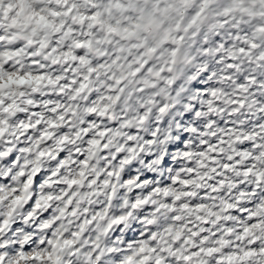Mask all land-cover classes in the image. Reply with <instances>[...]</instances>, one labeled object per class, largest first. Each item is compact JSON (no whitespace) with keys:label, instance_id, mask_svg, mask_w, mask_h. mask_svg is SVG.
Masks as SVG:
<instances>
[{"label":"clouds","instance_id":"9594fccd","mask_svg":"<svg viewBox=\"0 0 264 264\" xmlns=\"http://www.w3.org/2000/svg\"><path fill=\"white\" fill-rule=\"evenodd\" d=\"M0 264H264V0H0Z\"/></svg>","mask_w":264,"mask_h":264}]
</instances>
